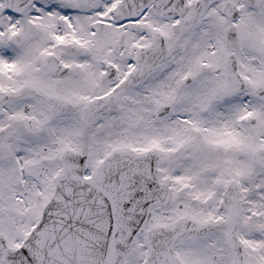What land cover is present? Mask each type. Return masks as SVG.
<instances>
[{
  "label": "snow or ice",
  "instance_id": "6c2138e0",
  "mask_svg": "<svg viewBox=\"0 0 264 264\" xmlns=\"http://www.w3.org/2000/svg\"><path fill=\"white\" fill-rule=\"evenodd\" d=\"M0 264H264V0H0Z\"/></svg>",
  "mask_w": 264,
  "mask_h": 264
}]
</instances>
